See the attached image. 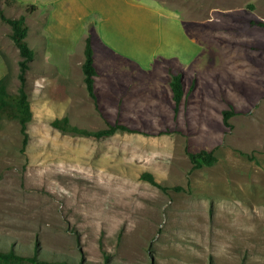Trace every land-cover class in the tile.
Here are the masks:
<instances>
[{"label": "rangeland", "instance_id": "374dc122", "mask_svg": "<svg viewBox=\"0 0 264 264\" xmlns=\"http://www.w3.org/2000/svg\"><path fill=\"white\" fill-rule=\"evenodd\" d=\"M163 2L177 22L164 14L162 42L133 41L127 52L96 44L98 104L81 67L66 77L31 63L25 149L19 123L0 119V247L37 246L42 260L74 264H264V0ZM0 7L22 12L10 0ZM10 31L0 19L14 94ZM171 75L184 86L177 109ZM63 118L140 133L95 139L51 126ZM202 150L217 162L194 169L188 154Z\"/></svg>", "mask_w": 264, "mask_h": 264}, {"label": "crops", "instance_id": "0c3cea01", "mask_svg": "<svg viewBox=\"0 0 264 264\" xmlns=\"http://www.w3.org/2000/svg\"><path fill=\"white\" fill-rule=\"evenodd\" d=\"M10 1L21 8L22 12L16 18L25 17L27 41L31 47V39L37 53L34 61L45 64L33 62L35 69L57 70L66 77L72 75V69H82L88 37L92 38L95 51L97 44L105 51L116 48L127 52L131 50L128 43L133 41L136 47L156 37L162 42L164 14L169 20H175L170 18L163 0ZM29 8L35 9L31 12ZM173 36L169 33L167 37ZM124 60L135 62L128 58ZM63 70L69 71L66 74ZM8 74L6 56L0 47V81Z\"/></svg>", "mask_w": 264, "mask_h": 264}, {"label": "trees", "instance_id": "16d2710c", "mask_svg": "<svg viewBox=\"0 0 264 264\" xmlns=\"http://www.w3.org/2000/svg\"><path fill=\"white\" fill-rule=\"evenodd\" d=\"M30 9V8H29ZM35 8H31V12ZM0 19L7 23L11 31L9 38L19 51L20 60L18 62L19 72V88L17 93H10L7 88L6 78L0 81V119H7L10 121H17L20 125V133L23 136V149L26 148L29 142V134L27 131L28 124L33 119L32 105L29 99L28 88V72L31 70V63L37 58V53L33 50L27 41L28 25L25 17L19 18L8 17L0 7ZM260 26L264 27V23L260 22ZM85 60L82 64L83 81L86 85L88 95L98 104V93L95 87L96 77L98 70L95 65V50L93 47L92 38L86 39L84 50ZM170 86L173 92V100L176 109L181 104L184 97V86L181 76L171 75ZM235 115L233 110L225 111V122L228 123L229 119ZM51 126L59 131L92 137L95 139H106L114 136L119 132L140 133L139 130L130 128L124 124H110L107 129L99 131H89L87 129L79 128L70 123L68 118L55 119L51 122ZM194 169H199L204 166H213L217 162V157L214 152L202 150L198 153L188 154ZM142 180H145L155 187L162 190L166 188L161 186L150 173H144ZM0 264H74L69 261H47L39 258V249L36 246L33 254H25L18 250L15 244H10L7 248L0 247Z\"/></svg>", "mask_w": 264, "mask_h": 264}]
</instances>
